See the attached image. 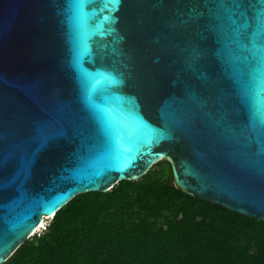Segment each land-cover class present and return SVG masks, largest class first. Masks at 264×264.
<instances>
[{
  "label": "water",
  "instance_id": "95a60500",
  "mask_svg": "<svg viewBox=\"0 0 264 264\" xmlns=\"http://www.w3.org/2000/svg\"><path fill=\"white\" fill-rule=\"evenodd\" d=\"M258 12L264 0H0V264L77 194L162 159L183 192L264 221Z\"/></svg>",
  "mask_w": 264,
  "mask_h": 264
},
{
  "label": "trees",
  "instance_id": "16d2710c",
  "mask_svg": "<svg viewBox=\"0 0 264 264\" xmlns=\"http://www.w3.org/2000/svg\"><path fill=\"white\" fill-rule=\"evenodd\" d=\"M3 264H264V221L183 192L162 159L77 194Z\"/></svg>",
  "mask_w": 264,
  "mask_h": 264
},
{
  "label": "built area",
  "instance_id": "2783aa9c",
  "mask_svg": "<svg viewBox=\"0 0 264 264\" xmlns=\"http://www.w3.org/2000/svg\"><path fill=\"white\" fill-rule=\"evenodd\" d=\"M47 218L48 217L44 216L43 221L39 224L37 229L33 232V235L36 234V233L38 235H41V234L45 233L48 230V226L50 224V220H48Z\"/></svg>",
  "mask_w": 264,
  "mask_h": 264
},
{
  "label": "snow or ice",
  "instance_id": "6c2138e0",
  "mask_svg": "<svg viewBox=\"0 0 264 264\" xmlns=\"http://www.w3.org/2000/svg\"><path fill=\"white\" fill-rule=\"evenodd\" d=\"M258 17H259V25L261 27L262 30H264V14H261L258 12ZM247 25L245 24V27Z\"/></svg>",
  "mask_w": 264,
  "mask_h": 264
},
{
  "label": "rangeland",
  "instance_id": "374dc122",
  "mask_svg": "<svg viewBox=\"0 0 264 264\" xmlns=\"http://www.w3.org/2000/svg\"><path fill=\"white\" fill-rule=\"evenodd\" d=\"M51 218H52V217H48L47 219H48V220H51Z\"/></svg>",
  "mask_w": 264,
  "mask_h": 264
},
{
  "label": "bare ground",
  "instance_id": "6f19581e",
  "mask_svg": "<svg viewBox=\"0 0 264 264\" xmlns=\"http://www.w3.org/2000/svg\"><path fill=\"white\" fill-rule=\"evenodd\" d=\"M48 216H50V215H48ZM48 216H46V217H48Z\"/></svg>",
  "mask_w": 264,
  "mask_h": 264
}]
</instances>
